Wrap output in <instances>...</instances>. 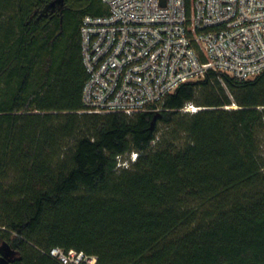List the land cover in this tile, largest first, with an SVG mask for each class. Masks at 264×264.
<instances>
[{
    "label": "trees",
    "instance_id": "obj_1",
    "mask_svg": "<svg viewBox=\"0 0 264 264\" xmlns=\"http://www.w3.org/2000/svg\"><path fill=\"white\" fill-rule=\"evenodd\" d=\"M55 1L0 0V257L264 264V74L211 72L161 112L85 113L80 28L108 9Z\"/></svg>",
    "mask_w": 264,
    "mask_h": 264
},
{
    "label": "built area",
    "instance_id": "obj_2",
    "mask_svg": "<svg viewBox=\"0 0 264 264\" xmlns=\"http://www.w3.org/2000/svg\"><path fill=\"white\" fill-rule=\"evenodd\" d=\"M103 17L81 28L88 79L85 113L129 117L161 112L169 95L211 72L239 81L264 74V0H102ZM199 108L188 106L195 113ZM137 154L132 155V162ZM121 167L128 161L119 159ZM59 264H97L83 252L53 248Z\"/></svg>",
    "mask_w": 264,
    "mask_h": 264
},
{
    "label": "water",
    "instance_id": "obj_3",
    "mask_svg": "<svg viewBox=\"0 0 264 264\" xmlns=\"http://www.w3.org/2000/svg\"><path fill=\"white\" fill-rule=\"evenodd\" d=\"M64 0H56L52 3L51 7H55L58 5H63ZM14 253L10 252L8 248H4V252L2 253V257H0V264H10L11 260L14 258Z\"/></svg>",
    "mask_w": 264,
    "mask_h": 264
},
{
    "label": "rangeland",
    "instance_id": "obj_4",
    "mask_svg": "<svg viewBox=\"0 0 264 264\" xmlns=\"http://www.w3.org/2000/svg\"><path fill=\"white\" fill-rule=\"evenodd\" d=\"M254 80V79H253ZM197 108V107H196ZM238 107L236 106V105H232V106H230V107H228L227 108V110H235V109H237ZM184 112H185V110H184ZM170 132H171V130H168V129H165V128H163L162 129V131H161V134L163 135V134H166V135H169L170 134ZM183 137V142L181 141V143H184L185 141H186V136H182ZM261 146H262V148H261V154H262V156L264 157V132L261 134ZM129 159L130 160H132V156L131 157H129ZM128 159V160H129Z\"/></svg>",
    "mask_w": 264,
    "mask_h": 264
}]
</instances>
